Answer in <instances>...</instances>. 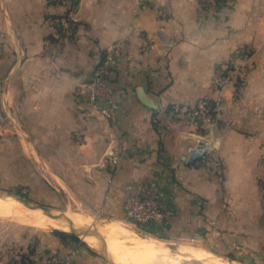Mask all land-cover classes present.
I'll list each match as a JSON object with an SVG mask.
<instances>
[{"label":"crops","instance_id":"crops-1","mask_svg":"<svg viewBox=\"0 0 264 264\" xmlns=\"http://www.w3.org/2000/svg\"><path fill=\"white\" fill-rule=\"evenodd\" d=\"M76 2L65 30L52 20L58 0H0V187L48 203L65 195L86 212L124 220L125 195L143 185L174 211L149 235L204 239L213 217L220 252L235 245L264 264V0L210 8L198 0ZM116 39L127 55L110 74L118 107L105 119L83 84ZM237 46L250 57L219 92L216 70ZM202 98L218 104L210 129L188 114ZM198 144L202 155L188 162ZM113 149L127 158L111 163ZM83 240L35 234L11 254L0 239V250L7 263L43 264L51 251L75 250V264H107Z\"/></svg>","mask_w":264,"mask_h":264},{"label":"built area","instance_id":"built-area-1","mask_svg":"<svg viewBox=\"0 0 264 264\" xmlns=\"http://www.w3.org/2000/svg\"><path fill=\"white\" fill-rule=\"evenodd\" d=\"M226 1L198 0L204 8H210ZM58 3L62 7V12L54 16L52 20L65 30H70L75 20L77 2L76 0H58ZM123 42V39H116L109 44L97 59L92 73L83 84L93 112L105 119L113 118L118 107L110 88L109 77L118 60L127 55L123 48ZM142 47L145 49L146 45ZM250 53V50L244 46H237L233 50L226 64L216 70L214 77L216 90L220 92L227 83L235 82L242 76L244 62L250 57ZM173 109L179 110L178 106H174ZM188 112L191 120L203 122L210 129L216 124L219 108L217 102L212 105L202 98ZM122 158H127V155L119 149H113L108 160L111 163H117ZM122 207L124 220L144 232L151 228L163 230L174 213L172 208L166 206L158 196L144 188L143 185H137L132 192L125 195ZM74 255L75 250L65 253L52 252L44 259L43 264H75Z\"/></svg>","mask_w":264,"mask_h":264},{"label":"rangeland","instance_id":"rangeland-1","mask_svg":"<svg viewBox=\"0 0 264 264\" xmlns=\"http://www.w3.org/2000/svg\"><path fill=\"white\" fill-rule=\"evenodd\" d=\"M0 191L3 192V193L8 192V193H12V194H16L18 196L24 197V198L28 199L31 203H42L44 205H47V206L50 207L49 209H50V211L53 214H57L59 216L61 214V216L59 218L63 222L71 221L68 218H66V216H65V214H67L68 211H71V212H74V213L76 212V213H78L80 215L92 216V218H95V220L97 222H113L115 224L118 223L117 225H119V226L121 225L120 227H121V229H123L124 232H117V233L114 234V236H115V238L118 239L119 242H121L123 239H125L123 241V243H121L122 246L124 247L123 248L121 246V248H122L121 252H122V255H124V256H125V254L128 256V254H127V253H129L128 251H130V250L132 251V248H134V243L130 240V238H129V241L127 239L128 238L127 233H129V234H131L133 236H136V237H138V236L142 237L143 236V238L145 237L146 239L151 240L152 242H154L156 245H158L159 249L162 250V251L159 250L158 252L156 251L155 255L153 253L151 255H149V256H146V255L143 254L144 256H142V257L145 258V259H142V261H141V258H140L141 256L138 257V255H137L138 259L136 257L134 259V260L137 259L136 261L132 260V262L133 261L135 262V263L133 262V264H137V262H139V264H142V263L143 264H205L203 261L197 260L193 256L187 257L186 254H183L181 252V248H191V249H195L196 248L197 250H201V251L203 250V251H206L207 253H209L210 256H212V257L216 256L215 258H218L220 261L227 262V263H230V264L231 263H233V264H252V262L250 260V257H248L249 255L246 254V253L245 254L239 253L235 245H233L231 247V249H229L228 251H226L224 253L220 252V249L222 248V246H220L219 244H217L214 241L213 236L211 237V235L214 233V229L212 227H214V225L216 224L214 222L215 219L213 217H210V219L212 220L211 221L212 223L210 224L211 227H208V228L205 229L206 232L204 233V235L206 234L205 235L206 238L204 237V239H197V237H195V236L180 237V238H155L154 236L149 235L148 233H146L144 231L138 230L132 224L126 222L125 220H116L115 221V220H112V219H109V218H107V219L106 218H102V217H99L96 214H91L89 212H86L85 210H83L82 206L78 202H76L73 199L71 201L68 200L67 196H65V195H63V198H61L60 194H56V195H58V199L53 201V202H51V203H48V202H46L45 199L39 198V197L35 196L34 194H32L31 192L24 190V188H21V187H16V188L15 187H11V188H1L0 187ZM72 223H74V222H72ZM76 227H77V230H75V231H72L69 228H68V230H65V231L74 233L75 235H77L79 240H81L83 242H86L85 240H83V238L85 237V234L83 235L82 231L80 232V230L89 228V229L97 230L100 233L102 238H98V237L95 236L96 237V241H95L96 243H94L92 246L102 256L104 254V250L102 249V248H104V244H105V247H107V246H106L105 237L98 230V228H95L94 225L87 224V223L86 224L85 223H81L80 225H76ZM44 228L36 227V226L28 225V224H24V223H21V222L15 220V219L0 217V239L1 240H3V239L5 240V242H6V247L5 248L8 251V254H11L12 252H14L15 248H17L16 244H14V243L18 242V240L20 238L23 239V240H25V238H27L29 240V239H31V236H35V234H40V235L46 234V233H49V234L51 233L52 234V230L53 229H57V228H54V227H51V226H47V227H44ZM58 230H61V229H58ZM122 233H124L125 236H123ZM8 235L10 236V238H9ZM82 236H83V238H82ZM11 237L15 241H11V244H10L9 240H11ZM120 237H122V238L120 239ZM98 239H99V241H98ZM158 239H160L162 241H160ZM130 243L131 244L133 243L132 244L133 246H131ZM29 246H28V249H30ZM210 246L211 247H213V246L216 247L217 246L216 247L217 249L216 250H209ZM129 248H130V250H129ZM124 250H125V252H124ZM25 252H27V251H25ZM123 253H125V254H123ZM107 254L108 253H106L105 256ZM228 254H231L234 258H230V256ZM48 255L49 254L45 255V258ZM140 255H142V254H140ZM179 255H180V257H179ZM107 257L110 258V259H113L109 254L107 255ZM107 257H103V258L105 259L107 264H111L108 261ZM147 258H148V260H147ZM149 259H153V260L151 261ZM243 259H245V260L242 262L241 260H243ZM143 260L145 261V263H144ZM21 262L22 261L20 260V258H18V259L16 258V259H12L11 261H9L7 263L6 259H5V256H3L2 251L0 250V264H21ZM234 262H236V263H234ZM115 263L123 264V263H120V261L119 262H115Z\"/></svg>","mask_w":264,"mask_h":264},{"label":"bare ground","instance_id":"bare-ground-1","mask_svg":"<svg viewBox=\"0 0 264 264\" xmlns=\"http://www.w3.org/2000/svg\"><path fill=\"white\" fill-rule=\"evenodd\" d=\"M60 216H61V214H60ZM65 216H66V218H68L69 220L74 222L73 226L80 225L81 223H85V224L87 223V224L94 225L95 228H98V230L105 237L106 246H107V252L113 258L112 260H114L115 262H119L120 261V263H123V264H133V262L136 261L139 256H141L140 258H141V261H142V259H145L142 256H144V255L149 256L152 253L155 255L156 254L155 252L156 251L158 252L160 250L158 245H156L151 240H148L145 237L143 238V236L142 237H139V236L136 237V236H133V235L127 233V236H128L127 239L129 241V238H130V240L134 243V248H132V251H131L130 250L131 247H130L129 248L130 251L127 250L129 252V253H127L128 256L125 253H123V254H125V256H124V255H122V252H121V249H122L121 248V246H122L121 243H123V241L125 239H123L121 242H119L118 239L115 238V236H114V234L117 233V232H124L123 229H121V227H120L121 225L119 226V225H117L118 223L115 224L113 222H97L95 220V218H92V216L80 215V214H78L76 212L74 213V212H71V211H68V213L65 214ZM0 217L15 219V220H17V221H19L21 223L32 225V226H36V227H41V228H44V227H47V226H51V227H54V228H57V229H61V230H68V228L70 229V223L63 222L60 218H51V217L47 216L40 209L29 208V207L25 206L24 204H22L20 201L16 200L12 196H0ZM80 232H81V230H80ZM122 234H123V236H125L124 233H122ZM122 237H120V239ZM84 238H86L92 244L96 243L95 242L96 241V237L95 236H92L90 234L89 235L86 234ZM158 240H160V239H158ZM98 241H99V239H98ZM160 241H162V240H160ZM132 244L130 243L131 246H133ZM160 251H162V250H160ZM124 252H125V250H124ZM181 252L183 254H186L187 257L193 256L195 259L203 261L205 264H230V263H227V262L220 261L218 258H215L216 256L212 257L206 251L197 250L196 248L195 249L181 248ZM140 254H142V255H140ZM137 255H138V257H137ZM136 257H137V259L134 260ZM179 257H180V255H179ZM148 258H147V260H148ZM132 260H134V261L132 262ZM149 260L152 261L153 259H149ZM144 263H145V261H144ZM234 263H236V262H234ZM137 264H139V262H137ZM231 264H233V263H231Z\"/></svg>","mask_w":264,"mask_h":264},{"label":"water","instance_id":"water-1","mask_svg":"<svg viewBox=\"0 0 264 264\" xmlns=\"http://www.w3.org/2000/svg\"><path fill=\"white\" fill-rule=\"evenodd\" d=\"M202 145L198 144L196 145L194 148H192L189 152V157L187 158V161L188 162H193L195 159H198L201 155H202ZM0 196H12L14 197L16 200L20 201L22 204H24L25 206L29 207V208H33V209H40L42 210L45 214H47V216L51 217V218H59L60 216L57 215V214H52V212L50 211V207L47 206V205H44L42 203H31L28 199L24 198V197H21V196H18L16 194H12V193H3L0 191ZM68 223H70V229L72 231H75L77 230L76 226H73V223L72 221H69ZM83 234H87V235H93V236H96L98 238H102V236L100 235V233L97 231V230H93V229H83L81 230ZM104 250V254L102 255L103 257H107V255L105 256L107 252V248L105 247V244H104V248H102ZM108 261L111 263V264H117L115 263L112 259L108 258Z\"/></svg>","mask_w":264,"mask_h":264},{"label":"trees","instance_id":"trees-1","mask_svg":"<svg viewBox=\"0 0 264 264\" xmlns=\"http://www.w3.org/2000/svg\"><path fill=\"white\" fill-rule=\"evenodd\" d=\"M262 188H263V192H264V182H262ZM52 232L55 233V234H57L61 238L69 237V238H72L73 240H76V241L79 240V238L77 237V235H75L72 232H67L65 230H58V229H53ZM213 250H215V249L213 248ZM52 252H59V251L54 250V251H51L50 253H52ZM60 253H63V252H60ZM228 255L230 256V258H234L231 254H228Z\"/></svg>","mask_w":264,"mask_h":264}]
</instances>
